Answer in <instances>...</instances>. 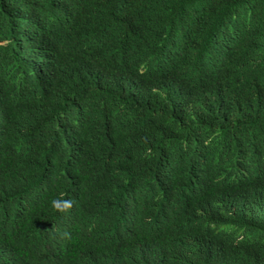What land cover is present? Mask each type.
I'll return each instance as SVG.
<instances>
[{
	"label": "trees",
	"instance_id": "trees-1",
	"mask_svg": "<svg viewBox=\"0 0 264 264\" xmlns=\"http://www.w3.org/2000/svg\"><path fill=\"white\" fill-rule=\"evenodd\" d=\"M0 264H264V0H0Z\"/></svg>",
	"mask_w": 264,
	"mask_h": 264
}]
</instances>
